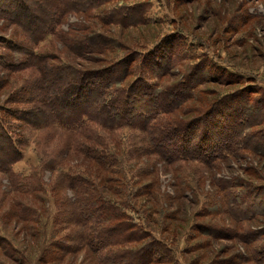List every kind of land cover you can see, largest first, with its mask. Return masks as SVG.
<instances>
[{"label":"rangeland","instance_id":"1","mask_svg":"<svg viewBox=\"0 0 264 264\" xmlns=\"http://www.w3.org/2000/svg\"><path fill=\"white\" fill-rule=\"evenodd\" d=\"M45 1L22 0L38 16ZM18 2L0 0V122L22 156L12 172L0 169V264H110L107 257H122L126 247L99 254L75 242L83 230L76 206L82 198L94 205L93 185L132 205L129 221L148 236L127 248L154 244L152 251L161 249L154 264H264V0H70L53 13L55 31L37 43V21L23 28ZM108 37L117 44L98 52L99 38ZM128 57L136 59L129 81L191 84L192 99L168 118L193 126L180 127L170 141L156 136L154 146L137 127L110 132L103 145L120 171H103L84 154L98 146L97 124L73 122L66 131L56 119L71 121L84 105L85 89L69 75ZM212 102L225 114V138L211 132L198 141L199 113ZM186 129L192 138H184ZM236 131H243L239 140ZM214 140L225 157L211 149ZM197 141L203 161L181 160ZM25 177L31 194L15 189Z\"/></svg>","mask_w":264,"mask_h":264},{"label":"trees","instance_id":"2","mask_svg":"<svg viewBox=\"0 0 264 264\" xmlns=\"http://www.w3.org/2000/svg\"><path fill=\"white\" fill-rule=\"evenodd\" d=\"M44 3L47 7L43 9L41 12L43 15L41 16L35 15L34 12L30 10L28 11V4L23 3L22 0H19L15 8V14L17 13V16H19L18 22L26 30L29 25L28 21L36 19L37 25L35 26V30L32 35V40H34L35 43L41 41L44 36L55 31L56 25H54L55 19L53 18V13L57 12L62 5H66L67 7H71L72 5L70 0H46ZM23 16L26 19L24 21L22 20ZM111 21L116 20L114 18ZM138 23L140 22H134L132 25H136ZM93 35L96 38L99 37L96 33ZM90 36L91 35L88 34L89 39ZM101 38H99V41L102 43L98 45V52H102L103 48L107 49L108 47H112L117 44L114 39L109 37L106 39ZM94 42L95 40H93L92 43ZM78 48H82V50L84 48L89 51H94L96 49L95 47L93 48L87 44L85 45L84 43H80ZM135 60L136 59H134V57L131 59L128 57L125 61H117L118 63L115 61V64H112L111 67H107L106 69H102L100 71L80 70L77 75L73 72L74 75H69V78L80 84L82 89H85V93L82 95L84 98V105L77 107L79 112L75 111L74 114L77 113L78 115L76 118L74 117L73 119H70L71 121L56 119L58 120L57 125L66 131L71 130L70 125L73 122H77L76 124H82L87 122L89 119L88 121L95 122L97 124L99 128L98 146H96L97 148L92 152L90 149L85 150L84 154L98 163L103 171H120L118 157L113 153H109L107 148L103 145V143L108 140L107 135L110 132L124 130L127 127H137L140 128V130L147 132L149 143L154 146L158 142L159 138L161 142H165L168 139L169 141L171 139L173 140L177 137V131L180 127L190 128L192 125L190 122L174 123L168 118V115L175 113L186 100L192 99L193 88H191V84L189 85L187 81L184 80L179 84L170 85V87L169 85L161 86L160 83L150 82L144 79V77H139L136 83L135 80L129 81L127 80V77L132 75L134 72V64L136 63ZM70 70L74 71L73 68ZM54 76L58 77L56 74L50 75L51 78H54ZM75 87L76 86L74 85L73 88ZM68 97L69 96L64 93V97L59 98V103L61 102L62 104L64 99H67ZM218 102H212L210 106L205 107L206 109L199 113L198 117L201 118L200 124H202L201 128L203 129L198 127L199 131H201L198 133V135H200L198 141L203 138L205 139L211 132H215L213 139L215 138L218 140L219 138V140H222L225 138V131H227L226 129L228 128V125H226L227 122L219 124L225 117V114H221L219 112L220 107L215 109L214 106H218ZM72 104L76 106L78 104L77 100H75ZM65 106L68 107V110H71L68 105ZM250 110L251 113L254 114L253 110ZM242 113L245 114V109ZM231 115L233 114L231 113ZM224 120L228 121V119ZM50 122H53L52 117L45 120L46 125H49ZM233 122L235 128L239 126L236 119L233 120ZM44 127L45 126L42 128ZM187 131H189V129L183 131L185 132L184 138L188 137L190 134ZM242 132L243 131H241V133L236 131V133H234V137L239 140ZM191 135L193 136L192 133L190 136ZM226 135H228V133H226ZM198 141L196 143L197 145L191 149L192 152L187 149L183 150V155H180L182 158L181 160L187 159L203 161V156L200 155L203 151L200 150ZM190 142L191 141H189V143ZM214 142L215 140L211 143V149L221 150L219 151L220 153L217 152L216 155L225 157L221 154L227 151V149L221 144ZM2 144L3 147L9 148V152L7 154L4 153L5 155H3L4 148H0V169H4V172L10 173L13 171L12 165L20 160L22 156L20 155L21 152L13 146V140H11L4 125L0 122V145L2 146ZM155 152L162 154L161 150L156 148ZM175 154L177 155V153ZM173 155H171V157L174 160H179V157L177 158V156ZM74 174L75 173L72 174L70 172L65 173L69 185L71 184L72 186H77V183L75 182L76 175ZM26 182L27 180L25 177V179L20 181V186L22 187L15 189L21 190V193L24 194H31V190L27 187L29 184ZM92 190L96 193V197H94V205L89 206L88 203L81 204L84 199L82 198L76 206L77 212H75V215L77 217H75V219L80 225H82L83 230L77 239H75V242L83 247H86L91 252L99 254L104 251H112L115 248L123 249L126 247L122 252L124 255L117 259V261L114 257H112L111 260L107 257V262H111L110 264H124L120 261L124 260V256H126V258H131L130 260L133 261V264L134 262H137V264H154L157 262L156 256L161 254V249H158L156 252L152 251L154 244L152 247L148 246L142 248L141 251H137L134 248H129L128 250L127 248L129 244L138 241L140 242L141 240H144V237L148 236V234L142 235L141 232L138 231L141 228L136 223L129 221L130 215L128 212L130 209H133L132 205H129L128 203L121 204L118 201L113 200L111 197L95 190L94 185ZM92 218L99 224L101 221L103 222L100 225L98 224V228L96 230L93 228ZM130 260L129 264H132V261Z\"/></svg>","mask_w":264,"mask_h":264}]
</instances>
